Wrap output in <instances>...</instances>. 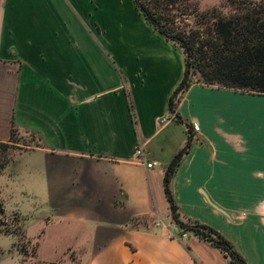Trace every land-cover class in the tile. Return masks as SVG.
Listing matches in <instances>:
<instances>
[{"label":"crops","instance_id":"0c3cea01","mask_svg":"<svg viewBox=\"0 0 264 264\" xmlns=\"http://www.w3.org/2000/svg\"><path fill=\"white\" fill-rule=\"evenodd\" d=\"M184 70L182 52L133 0H0V142L11 122L40 137L20 155L33 158L50 235L72 236L58 254L71 249L87 264H230L178 237L164 194V170L189 142L167 114ZM177 113L198 128L170 184L180 219L214 229L246 264H264V95L193 85Z\"/></svg>","mask_w":264,"mask_h":264},{"label":"trees","instance_id":"16d2710c","mask_svg":"<svg viewBox=\"0 0 264 264\" xmlns=\"http://www.w3.org/2000/svg\"><path fill=\"white\" fill-rule=\"evenodd\" d=\"M135 8L146 24L184 56L185 70L167 105L168 116L187 127L189 142L165 168L163 188L169 207L171 223L178 232L197 238L217 249L230 264H246L233 245L214 229L197 221L183 222L171 192V180L183 155L193 139L190 128L178 115L177 108L184 94L193 85L264 95V1L219 0L216 7L193 16V28L178 21L179 8L189 7L185 0H133ZM129 111L136 124L130 96ZM29 150L40 148V137L34 133ZM21 135L11 122L9 139L0 142V174L10 163L8 152L20 149Z\"/></svg>","mask_w":264,"mask_h":264},{"label":"rangeland","instance_id":"374dc122","mask_svg":"<svg viewBox=\"0 0 264 264\" xmlns=\"http://www.w3.org/2000/svg\"><path fill=\"white\" fill-rule=\"evenodd\" d=\"M218 4L219 0H185L183 5L189 9L179 8L174 13L181 18L178 20L181 25L193 28L196 12L198 14ZM94 28L97 30L96 25ZM30 136L23 135L20 149L8 152L10 163L0 174V264H87V259L71 249L60 254L54 251V246L68 244L72 236L50 235L56 227H45V221L41 220L45 207L41 204L39 189H34L33 185L34 161L20 155L29 151L30 147L22 145L32 144ZM58 228H62V232L67 229ZM42 231L44 235L41 237Z\"/></svg>","mask_w":264,"mask_h":264},{"label":"built area","instance_id":"2783aa9c","mask_svg":"<svg viewBox=\"0 0 264 264\" xmlns=\"http://www.w3.org/2000/svg\"><path fill=\"white\" fill-rule=\"evenodd\" d=\"M165 122H166L165 119H161V120H160V123H161V124H164ZM192 129H193L194 132H197V131H198L197 126H193ZM135 156H136L137 158H142V157H143V147H142V145L139 144V145L136 147V149H135ZM144 165H145V167H146L147 169H151V168L154 167V164H153V163H146V164H144ZM181 238H186V235L183 234V235L181 236Z\"/></svg>","mask_w":264,"mask_h":264}]
</instances>
